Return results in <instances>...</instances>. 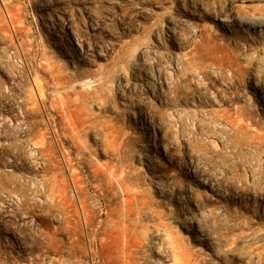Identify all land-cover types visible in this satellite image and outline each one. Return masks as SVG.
Segmentation results:
<instances>
[{"label": "rangeland", "instance_id": "1", "mask_svg": "<svg viewBox=\"0 0 264 264\" xmlns=\"http://www.w3.org/2000/svg\"><path fill=\"white\" fill-rule=\"evenodd\" d=\"M0 264H264V0H0Z\"/></svg>", "mask_w": 264, "mask_h": 264}, {"label": "bare ground", "instance_id": "2", "mask_svg": "<svg viewBox=\"0 0 264 264\" xmlns=\"http://www.w3.org/2000/svg\"><path fill=\"white\" fill-rule=\"evenodd\" d=\"M120 174H121V172H120ZM124 179H125V178H124ZM124 190H125V189H124ZM128 195H129V194H128ZM128 195H127V196H128ZM132 198H133V197H132ZM126 199H127V198H126ZM129 200H130V199H129ZM126 201H127V200H126ZM130 201H131V200H130ZM126 203H127V202H126ZM142 203H143V202H142ZM129 205H130V204H129ZM130 206H131V205H130ZM132 206H133V205H132ZM132 206H131V207H132ZM131 207H130V208H131ZM115 212H116V211H115ZM129 214H130V213H129ZM117 216H118V215H117ZM127 217H128V216H127Z\"/></svg>", "mask_w": 264, "mask_h": 264}]
</instances>
